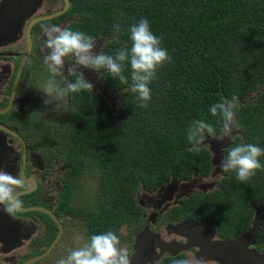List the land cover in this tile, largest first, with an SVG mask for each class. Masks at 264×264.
Returning a JSON list of instances; mask_svg holds the SVG:
<instances>
[{"label":"trees","instance_id":"16d2710c","mask_svg":"<svg viewBox=\"0 0 264 264\" xmlns=\"http://www.w3.org/2000/svg\"><path fill=\"white\" fill-rule=\"evenodd\" d=\"M67 17H73L67 27L100 38V52L113 56L125 45L131 47V25L147 19L171 57L149 85L147 108L139 107L130 90L127 63V84L105 70L99 72L104 90L116 96L114 108L98 92L69 93L74 110L66 122L59 117L60 129L54 133L59 140L55 154L64 166L56 215H80L86 242L109 230L118 236L124 225L127 242L141 233L146 222L136 201L139 190L154 193L171 182L211 176L214 162L209 150L202 146L200 154L189 151L186 129L204 120L216 129L212 139L220 138L219 117L211 115L210 107L221 99H239L237 133L221 159L240 143L264 149V0H71L68 12L57 20ZM116 24L119 31L113 29ZM40 120L35 123H41L45 133L39 146L50 153L48 126ZM259 160L262 170L249 181L240 182L234 171L224 172L214 190L192 191L169 208L164 219L170 224H199L229 242L240 239L255 223V248L264 251V155ZM91 174V185L97 188L91 197L100 202L91 201L89 210H76L70 204L73 190ZM49 227L48 243L57 230L51 222ZM177 259L185 257L165 256L160 264Z\"/></svg>","mask_w":264,"mask_h":264},{"label":"rangeland","instance_id":"374dc122","mask_svg":"<svg viewBox=\"0 0 264 264\" xmlns=\"http://www.w3.org/2000/svg\"><path fill=\"white\" fill-rule=\"evenodd\" d=\"M1 1L2 0H0V5ZM12 2H8L9 6L12 9L11 14L8 12L5 3L3 4V7H0V47L2 46L1 43H3L5 40L10 41L11 38L17 39V37L15 36L18 33H16V25L21 26L25 22V20L28 19L29 16L33 13V7L38 6V3H33L30 7H28L29 9H27L23 7H18L16 5L17 1H15L16 4H12ZM54 4L56 5L57 3L53 2L52 5ZM35 39L36 43L39 44L44 43L46 38H40V36H37ZM12 42L9 44H12ZM16 43L11 46V51L20 50L19 48H21L22 44L20 42ZM6 49L7 48L0 49V54H6L5 52H2ZM10 50H7V52H9ZM47 51L48 50H46L45 46L41 47L40 45V48H38L37 51L33 53V60L41 61V63L44 64L43 61L45 55L47 54ZM10 55L13 56L12 54ZM3 68L4 66H0V71H2ZM8 70L9 71L6 72L12 73L13 68L11 63L8 67ZM79 71L82 72L85 78L94 85L93 92H98L104 98L106 97L112 108H114V104L116 103V96L108 95V93L104 90L100 82V73H96L94 72V70H88L84 68H79L78 72ZM28 73L29 69L27 74ZM51 75L52 74L49 71H45L44 73L37 72L32 80L33 85L31 86V89L29 91V97L33 98V106L36 105L37 107L42 108V111L43 109H45L48 118L54 116L51 120L50 125L48 126V124H46V127L48 126V133L47 135H45V140L47 139L49 147L51 148V151L53 153L56 147L58 146L59 142L58 137H55L54 135L55 131L60 129L61 123L59 117L63 119L64 122L68 121L70 118L69 116L74 110V106L71 102L70 104H68V100L70 99L68 95L61 101H53L50 104L44 103V100L47 99V97L42 91L47 86L48 81L52 79ZM64 76L67 79L71 80V76L69 77L66 73H64ZM26 79H28V76L25 77V80ZM59 79L61 80L62 86H64V78L59 76ZM8 82L9 78H4V80L0 79V92L5 88ZM44 129L45 128H42L40 130L44 131ZM44 133L45 132H43V134ZM236 133L237 132L235 128H233L230 137H224L223 135H221V137L218 139H205L203 146L209 150L213 158L212 160L214 162V170L211 173V176L203 179L192 178L190 181L186 182H171L167 187L162 188L154 193H146L143 190H139V192L136 193V201L143 210V217L146 222L145 228L130 242H127L128 228L126 227V225H124L118 233V237L121 241L120 246L122 248H126L129 251L131 264L135 258L136 253H138L137 251L141 246V242L145 233L148 234L145 240L146 247L143 249L140 256L138 257L137 264H160L161 259L165 256L179 254L184 255L185 259H190L193 261L197 259L205 260L208 261L209 264H242L244 253L247 254L248 260L254 258L253 260H251V262L245 261L246 264H255V259H260L264 257V251L261 252L260 250L255 248V231H253L252 227L250 228L251 232H247L242 235L241 240L238 242L237 245H231V247L228 246V249H231L230 252L228 251V256L222 255V253L217 252L213 259L207 260L202 257L205 253H202L200 246L189 248L178 252L177 254H174L160 249L156 245L153 238L154 236L158 240L159 244L167 246H178L187 243V222L170 224L167 223V220L164 219V215L169 208L177 204L182 197L187 196L192 191H200L205 193L212 191L217 187V181L220 179V177L224 175V172H222L220 168V163L222 160L220 154L222 150L228 145L231 138L236 135ZM51 135L53 136L51 137ZM56 167L59 168V181H61L64 174V166L60 163L59 166L56 165ZM92 179L93 175L91 174V177L83 178L76 185L74 196H72L70 199V204L73 205L76 210H89L90 208H92V206H89L90 203L93 202L97 204L100 202V198H97L96 196H94L93 198L91 197L92 195H95L97 190L96 186L91 185ZM47 194L52 197L53 193L52 191H49L48 193L45 189L42 192V195ZM51 205H53V202ZM3 210L0 208V215H2ZM12 216L13 215L11 214V218ZM7 220V216H0V231H2V234H0V242L4 244V247L0 249L2 250L0 253V257L1 259L6 258L5 260H3L4 262L9 261L10 264H14L18 261L23 260L24 258H27L29 256L28 254H32V250L34 248L29 249L26 246L29 240L32 242L36 238H40L42 232L45 229V226L42 223H37V225H32V227L30 226V228H27L30 230L26 229V231L30 233L31 236H33L27 237L24 235L23 239L21 240V232L24 231L25 227H29V224L26 223L25 219L22 218L17 219L18 221H15V225L13 223L11 224L10 220L7 222ZM14 220H16V218H14ZM82 220L83 218L80 217V215H76L73 217L71 214H65L63 217L64 226H66L64 238L59 241L54 250V253L50 257L42 260L37 264H57V261L59 259L66 257L69 249H75L77 247L83 246V234L79 229V225H81L80 223L82 222ZM189 229L191 228L189 227ZM4 232H6L5 237L3 235ZM207 233L210 235V240H219L214 231L208 230ZM201 247L205 249L204 246ZM241 254H243L242 259H240ZM236 255L237 258H234L233 256Z\"/></svg>","mask_w":264,"mask_h":264},{"label":"clouds","instance_id":"9594fccd","mask_svg":"<svg viewBox=\"0 0 264 264\" xmlns=\"http://www.w3.org/2000/svg\"><path fill=\"white\" fill-rule=\"evenodd\" d=\"M42 30L46 36L44 46L48 50L44 57V64L53 77L64 78L65 84L59 86L55 79H50L42 91L47 99L45 104L63 100L69 93L93 91L94 85L79 71L75 80L64 76L66 60L71 58L68 65V76L75 75L79 68L94 70L99 73L105 70L113 79L127 84L128 79L123 74L127 63L131 69V92L136 94L139 107L147 108L151 101L149 85L156 79L158 69L165 63L171 62L167 50L161 46V38L150 29L147 19H141L130 27L131 47L127 45L118 49L115 55L96 52V41L92 36L82 31H74L70 27L57 24L42 23ZM119 31V25L113 26ZM112 107V106H111ZM239 99L233 95L223 98L210 107L213 117H219L221 132L224 137H230L233 128L238 127L236 111ZM187 141L191 145L189 151L200 154L206 136L215 138L216 129L204 120L193 121L186 129ZM221 160L222 172L234 171L240 182H247L262 170L259 157L264 155V149L255 144L240 143L227 150ZM29 185L23 176L14 177L0 168V205H6L8 212L20 211L23 207L20 194L27 191ZM121 241L114 231L94 234L81 247L69 249L66 257L57 264H131L130 254L126 248L120 246ZM174 264H209L205 260L177 259Z\"/></svg>","mask_w":264,"mask_h":264},{"label":"flooded vegetation","instance_id":"af4514ba","mask_svg":"<svg viewBox=\"0 0 264 264\" xmlns=\"http://www.w3.org/2000/svg\"><path fill=\"white\" fill-rule=\"evenodd\" d=\"M9 1H13L12 4H16L15 1H17L16 5L18 7H23L27 9H29L28 7H30L33 3H38V6L33 7V13L29 16L28 19L25 20V22L21 26L16 25V33H18H15V36L17 37V39L11 38L10 41L5 40L3 43H1L2 46L0 47V49L7 48L5 51H2L6 54H0V66H4L2 71H0V79L4 80V78H9V82L7 83L5 88L0 92V111H6L5 113L0 114V168L10 173L14 177L23 176L25 178L26 183L29 185V188L27 190L32 191L27 194H20L19 198L23 203L22 209H28L31 207H41L51 211L57 218L63 229L61 237L59 239V241H61L64 238V232L66 228V226H64L63 217L68 212L62 213L59 217H57L56 215L58 207L60 206L62 189L61 182L63 180L62 179L61 181H59L60 171L59 168L56 167V165L59 166L60 162L56 157L55 151L53 153H51L52 151L48 153L43 150L41 146L38 145V143L42 141L41 137L43 131H41L40 129H42L43 126L40 122V125H37L35 123L37 120L41 121L40 119H42L43 121H46L49 126L54 116L48 118L45 109H43L42 111V108L37 107L36 105L33 106V98L29 97V91L31 89V86L33 85L32 80L34 75L37 72L44 73L45 71H48L47 67L44 66L45 64L41 63V61L33 60V53L37 51L38 48H40V45L41 47L44 46V43L37 44L35 38L37 36H40V38H46L41 27L42 23L57 24L61 27L68 26V21L72 20L73 17H67L66 19L60 21L57 19L63 16L66 12H68L71 6V0H68V8L61 15H58L54 18L38 21H36L35 19L39 17L53 15L61 11L65 6V0H2L0 7H3V4L5 3L8 12L11 14L12 9L9 6ZM53 2L57 4L52 5ZM31 23L33 24L30 28L29 35L27 36L28 27L31 25ZM28 38L31 43L30 49L28 47ZM94 39L97 45L95 51L99 53L102 49L103 42L100 40V38ZM11 42L12 44H9ZM16 42H20L22 44L21 48H19L20 50L11 51V46ZM7 50L10 51L7 52ZM10 54H12L13 56H11ZM10 63L12 64L13 68L12 73L6 72L9 71L8 67ZM71 63V58H68L66 60L65 67V73L67 75V64ZM28 69L29 73L27 74ZM77 74H79L78 71ZM26 76H28V79L25 80ZM55 77L52 76V79H55L57 83L56 79H60L59 76ZM70 102L71 100L69 99L68 104H70ZM45 189L48 193L49 191H52V197L49 194L42 195V192ZM74 192L75 189L73 190L72 196H74ZM52 202L53 205H51ZM2 207L4 208V210ZM0 208L3 210V213L0 216H7V222L10 220L11 224L13 223L15 225V221H18L17 219L22 218L25 219V222L29 224V227H25L24 231L21 232V240L23 239L24 235L27 237L33 236H31L30 233L26 231V229L30 228V226L32 227V225H37V223H42L45 226V229L42 232L40 238H36L32 242L29 240L26 246L29 249L34 248L32 250V254H28L29 256L27 258H24L23 260L18 261L14 264H21L32 258L42 255L50 247V245L56 239L59 233V227L57 223L43 212H8L6 205H0ZM11 214L13 215L12 218ZM14 218H16V220H14ZM49 222L54 224L57 228L56 234L52 241H50V243H48L49 241L45 238L46 236L51 234ZM80 224L81 225H79V229L85 230L83 220ZM5 234L6 232H4V235ZM83 235L82 237L84 240L85 238ZM59 241L52 248L48 255L33 264H37L42 260L50 257L54 253V250ZM84 243H86L85 240ZM2 247H4V244L0 242V249H2ZM1 251L2 250H0V253ZM5 259H1L0 257V264H10L9 261L4 262L3 260Z\"/></svg>","mask_w":264,"mask_h":264},{"label":"water","instance_id":"95a60500","mask_svg":"<svg viewBox=\"0 0 264 264\" xmlns=\"http://www.w3.org/2000/svg\"><path fill=\"white\" fill-rule=\"evenodd\" d=\"M68 5H69L68 4V0H65V6H64V8L61 11H59L58 13L53 14V15L39 17V18H37L35 20L36 21H38V20H46V19L54 18V17H56L58 15H61L62 13H64L67 10ZM33 23H31V25L28 27L27 36L29 35V31H30V28H31ZM28 47H29V49L31 47V43H30L29 38H28ZM5 112L6 111H0V114H3ZM31 191L32 190H27V191L21 192V193L27 194V193H30ZM20 211H22V212H28V211H40V212H43L44 214H47L49 217H51L57 223V225L59 227V233H58L56 239L52 242L50 247L42 255L37 256L35 258H32V259H30V260H28V261H26L24 263H21V264H33V263L37 262L38 260L44 258L46 255H48L50 253L52 248L59 241L63 229H62L59 221L57 220V218L54 216V214L51 211L47 210V209H44V208H41V207H31V208H28V209H21ZM186 226H187L186 228L188 230V231H186L187 243H185L183 245H178V246L162 245V244H159L158 240L153 236L156 245L160 249H162L163 251H167L169 253H174V254H177L178 252H181V251L189 249V248H194V247H199L200 246V248L202 250V253H205L202 257H204L207 260V259H213V257L215 256V254L217 252L222 253V255L228 256V251L230 252V250H231V249H228V246L231 247V245H237L238 242L241 240V238L237 239V240H234V241H231V242L223 241L221 239H219V240H217V239L212 240L211 239L210 240L209 239L210 235L207 233L208 230H209L208 228H206L204 226H201L199 224L190 223V222H187ZM189 227L191 229H189ZM252 228H253V231H255V236H256L258 225L254 223L252 225ZM248 232H251V230H249ZM0 234H2V231H0ZM147 235L148 234H146V233L144 234L142 242H141V246L138 249V251H137L138 253H136L132 264H137L138 263V261H137L138 257L140 256V254L143 251V249L146 247L145 240H146ZM4 237H5V235H4ZM228 243H229V245H228ZM201 246H204L205 249H203ZM233 257L237 258V255L233 256ZM242 258H243V254L240 255V259H242ZM253 259L254 258L248 260L247 254L244 253V258L242 259V262H243L242 264H246L245 261L251 262V260H253ZM136 261H137V263H136ZM254 261H255V264H264V257L260 258V259H255Z\"/></svg>","mask_w":264,"mask_h":264},{"label":"crops","instance_id":"0c3cea01","mask_svg":"<svg viewBox=\"0 0 264 264\" xmlns=\"http://www.w3.org/2000/svg\"><path fill=\"white\" fill-rule=\"evenodd\" d=\"M262 252V251H261Z\"/></svg>","mask_w":264,"mask_h":264}]
</instances>
